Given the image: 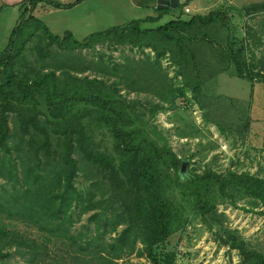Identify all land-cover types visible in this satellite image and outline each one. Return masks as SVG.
<instances>
[{"label":"trees","instance_id":"1","mask_svg":"<svg viewBox=\"0 0 264 264\" xmlns=\"http://www.w3.org/2000/svg\"><path fill=\"white\" fill-rule=\"evenodd\" d=\"M44 1L24 0L21 21L12 33L7 49L0 53V175L22 181L25 186L21 190L25 201L20 207L10 205L12 214L37 224L57 239L69 241L75 264H119L123 255L135 251L137 243L142 245L141 256L146 255L151 264H175L174 252L158 253V248L179 228L181 210L165 183L166 170L174 169L177 184L191 197L194 209L209 230L219 225L216 235L225 246L239 251L243 264H264V253L250 247L237 231L225 227V215L219 213L217 207L218 200L237 197L251 198L255 204L264 207V179L246 172L218 173L212 169L204 173L189 172L181 178L179 171L184 159L170 146H160L147 136L149 122L136 114V103L128 102L119 89L124 82L143 88L140 85L142 78H150L152 82L147 90H156L163 103L150 110L154 117L158 111L172 108L174 99L171 101L168 95L185 96L191 92L200 97L204 84L224 73L234 71L236 77L256 85L264 78V69L257 70L248 58L246 46L234 45L225 17L210 11L205 15L181 16L156 28L153 25L173 10L157 9L158 17L133 20L78 41L72 32L67 31L63 37L53 34L36 17V9ZM192 1L178 8L185 9ZM246 10L264 12V2L252 4ZM40 32L49 45L62 51L90 50L100 44L130 45L143 52L150 49L155 59L140 64L137 79L132 78L129 71L134 66L123 70L120 63L113 62L108 67L100 61L97 68L117 78L113 84H107L102 76L93 79L72 76L77 91L67 89L55 71L36 77L18 71L27 45ZM165 56L176 67L175 76L181 77L182 87L171 85L164 73L160 61ZM152 83L156 88H152ZM211 101L213 99H209L208 109L203 114L204 120L226 132L222 121L228 124L233 119H244L242 129L238 128L237 133L245 140L252 119L247 111L242 112L241 102L226 97L220 101L214 99L212 104ZM167 102L171 105L166 106ZM13 113L16 114L14 122L20 132V141L28 145L26 151L30 154V162L22 164L21 175H18V164L12 159L13 148L9 145V140L14 137L9 125ZM94 125L106 128L111 134L116 156L96 147L90 132ZM234 126L236 122L228 128ZM53 135L61 139L60 154L54 148ZM81 163L92 167L97 172L95 175L101 176L100 182H108L110 191L104 194H110V199L118 203L110 215L107 207L102 213L92 215L96 221V235L86 239L82 234L71 233L72 207L92 203L95 197L93 192L85 194L75 186ZM50 170L56 173L53 179ZM16 192L14 197H17ZM4 199L3 192L0 194V213L7 208L2 203ZM121 223L125 224L122 232L113 242H106L105 235L109 231L115 232ZM12 244L17 245L15 254L27 257L28 264H47L60 256L56 250L53 255L45 242L16 236L9 238L8 231L1 229L0 262L12 255L4 252Z\"/></svg>","mask_w":264,"mask_h":264},{"label":"rangeland","instance_id":"2","mask_svg":"<svg viewBox=\"0 0 264 264\" xmlns=\"http://www.w3.org/2000/svg\"><path fill=\"white\" fill-rule=\"evenodd\" d=\"M1 2H3V8L0 11V53H3L9 45L13 31L21 21L25 7L24 0L16 5L4 0ZM44 2L38 5L36 17L46 24L53 34L63 37L67 31L72 32L78 41H83L93 33L122 26L133 20H144L153 15L152 11L157 6V0H45ZM262 2L264 0H193L185 9L180 6L171 10L170 14H166L162 21L153 26L157 28L181 16L205 15L210 11L219 12L227 21L234 45L246 46L248 58L257 66V70H263L264 12L246 10V7ZM154 59V53L150 49L143 52L130 45L100 44L90 50L62 51L49 45L40 32L27 45L18 65V71L29 72L31 77L47 71H55L59 75L60 83L67 89H73L72 76H78L81 79L85 76L90 79L102 76L107 84H113L117 80L116 77L101 72L97 68L96 65L100 61L108 67H111L113 62L120 63L123 70L134 66V69L129 71L132 72V78L137 79V74H140V64L145 61L152 62ZM160 63L164 73L171 80V85L181 86V77L175 76L176 67L168 57H163ZM145 68L148 67L145 66ZM142 81L140 85L143 88L124 82L119 85L120 94L126 96L128 102H135L136 114L149 122L147 132L149 138L160 146H170L184 160L190 158L189 172L204 173L212 169L218 173H227L231 170L238 173H250L264 179V78H260L253 86L250 81L236 77L234 71L224 73L206 82L200 97L193 96L191 92L185 96L177 93L168 95L171 101L174 99L172 108L158 111L154 117L150 110L155 105L163 103L156 90H147L152 80L142 78ZM152 85V88H156V84L152 83ZM74 90L77 91L76 84ZM224 97L240 101L242 112L247 111L252 119L250 132L245 140L237 133L238 128L242 129L244 119L243 121L233 119L228 124L222 121L226 132H222L216 125L204 120L203 114L208 109L209 99H213L212 104L214 99L220 101ZM169 104L167 102L166 106ZM15 115V113L10 114L9 118L11 132L14 134V137L9 140V145L13 148L12 159L18 164V175H21L22 164L30 162V154L26 151L28 145L20 141V132L17 131L18 127L14 122ZM244 117L247 119V115ZM233 122H236L235 128L229 129L228 126H233ZM90 132L99 150L110 155H117L114 139L106 128L94 125L90 127ZM52 141L57 152L62 153L61 139L53 135ZM18 147L19 151H16ZM74 156L79 158L77 154ZM34 162L35 160L32 159V163ZM79 166L81 168L75 179L76 188L85 194L91 191L95 197L92 203L74 204L71 210L73 217L71 233L76 236L82 234L86 239L96 235V221L92 219V215L102 213L104 207L108 208L107 214L110 215L113 207L118 206V203L117 200L110 199V194H104L110 191L108 182H100L101 176L98 174L96 176L97 172L92 167L83 163ZM54 173L53 170L49 172L52 179L56 177ZM166 173L168 177L165 183L168 192L178 203L181 215L178 222L179 228L165 244L158 248V253L174 252L175 264H243L239 251L225 246L216 235L219 225H215L211 231L197 214L191 197L183 193L177 184L175 170L167 169ZM23 187L25 186L22 181L18 182L0 175V194L3 192L5 194L2 203L7 206L0 213V230H7L9 238L16 236L47 243L53 255L55 250L60 254L57 260H51L47 264H75L71 257L69 241L57 239L37 224L24 221L17 218V214H12L9 206L20 207L25 201L21 194ZM15 192L17 197L13 196ZM217 207L219 213L225 215L223 217L225 227L237 231L250 247L264 253V207L262 205L255 204L248 197H237L220 199ZM124 228L125 224L121 223L115 232L109 231L104 240L113 242ZM141 249V243H137L135 251L123 255L118 263L151 264L146 255L141 256ZM16 250L17 245L7 246L4 252L12 255L3 259L0 264H28L27 257L15 254Z\"/></svg>","mask_w":264,"mask_h":264},{"label":"water","instance_id":"3","mask_svg":"<svg viewBox=\"0 0 264 264\" xmlns=\"http://www.w3.org/2000/svg\"><path fill=\"white\" fill-rule=\"evenodd\" d=\"M189 0H157L156 9L158 10H169V9H176L179 5L186 4ZM189 160H183L182 165L179 171L181 178H184L188 175Z\"/></svg>","mask_w":264,"mask_h":264},{"label":"crops","instance_id":"4","mask_svg":"<svg viewBox=\"0 0 264 264\" xmlns=\"http://www.w3.org/2000/svg\"><path fill=\"white\" fill-rule=\"evenodd\" d=\"M4 1H6V2H8V3H10V4H14V5H16V4H20L23 0H4ZM3 8V2H1V0H0V11H1V9ZM174 10V9H173ZM152 11V10H151ZM152 13H153V15L152 16H149V17H158L159 15H160V13L159 12H157V9H156V7H155V10H153L152 11ZM170 14V13H169ZM149 17H147V18H149ZM164 18V17H163ZM163 18H162V20H163ZM146 19V18H145ZM161 20V21H162Z\"/></svg>","mask_w":264,"mask_h":264},{"label":"built area","instance_id":"5","mask_svg":"<svg viewBox=\"0 0 264 264\" xmlns=\"http://www.w3.org/2000/svg\"><path fill=\"white\" fill-rule=\"evenodd\" d=\"M187 11H188V9H187Z\"/></svg>","mask_w":264,"mask_h":264}]
</instances>
